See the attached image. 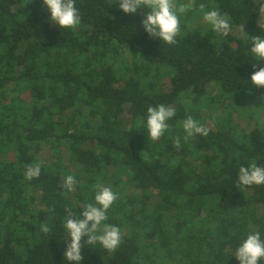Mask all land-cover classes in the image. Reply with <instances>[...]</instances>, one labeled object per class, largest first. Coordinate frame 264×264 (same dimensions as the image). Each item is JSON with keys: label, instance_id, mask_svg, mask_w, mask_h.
<instances>
[{"label": "trees", "instance_id": "16d2710c", "mask_svg": "<svg viewBox=\"0 0 264 264\" xmlns=\"http://www.w3.org/2000/svg\"><path fill=\"white\" fill-rule=\"evenodd\" d=\"M191 2L183 17L210 29L168 45L144 30L147 9L76 0L81 24L68 29L43 0H0V264H75L66 210L82 219L97 185L118 194L103 223L122 243H85L80 264H239L247 236L264 239V185L238 181L241 166L264 167V87L251 82L264 60L246 40L264 37V0ZM213 9L244 36L217 35L203 19ZM159 104L175 115L154 141L147 109ZM189 116L207 136L184 139Z\"/></svg>", "mask_w": 264, "mask_h": 264}, {"label": "clouds", "instance_id": "9594fccd", "mask_svg": "<svg viewBox=\"0 0 264 264\" xmlns=\"http://www.w3.org/2000/svg\"><path fill=\"white\" fill-rule=\"evenodd\" d=\"M44 6L50 13V19L60 28L73 29L81 24V15L76 7V0H43ZM119 9L125 14H135L139 9H147L141 23L144 30L150 37L159 38L165 44L175 45L177 37L181 33L180 16L191 10L193 4L191 0L187 3H178V0H118ZM200 9L203 11L204 4ZM260 11L264 12V4ZM203 19L211 25L212 29L228 36L231 31V23L227 14H221L218 10H209L204 13ZM243 31V26H241ZM244 32V31H243ZM246 34V33H245ZM247 42L251 43L250 52L264 60V37L251 36L246 34ZM255 67V65H254ZM251 82L257 87H264V67L253 71ZM264 100V95L261 97ZM175 115V110L164 104L149 106L147 109L146 128L151 140H158L166 130L168 121ZM183 128L187 135V140L195 135L207 136L208 129L189 116L183 122ZM174 147L180 149V138L177 137ZM42 162L29 165L24 173L26 180L39 178ZM238 181L243 186L264 185V167H260L256 162H251L247 167L239 168ZM64 187L68 192L74 191V176L68 175L64 181ZM95 194V204H87L79 214L83 218L73 216L70 210L67 211L64 227L70 237L64 252L65 258L69 262L80 264L83 260V245H94L99 242L104 249L115 251L122 243L121 229L115 225L103 223L107 217V212L112 204L117 200L118 194L111 187L97 185ZM41 231L48 233L50 228L47 224L41 225ZM87 239L82 243V240ZM239 264H260L264 260V239L258 231L249 234L247 238L238 246L234 254Z\"/></svg>", "mask_w": 264, "mask_h": 264}, {"label": "rangeland", "instance_id": "374dc122", "mask_svg": "<svg viewBox=\"0 0 264 264\" xmlns=\"http://www.w3.org/2000/svg\"><path fill=\"white\" fill-rule=\"evenodd\" d=\"M111 1H113L114 3L119 5L118 0H111ZM186 13H189V12L187 11ZM185 14H183V15H185ZM183 15L180 16V20L182 19V21H183V22H181V33L184 31H191V32L198 33V32L207 31L210 29L209 25H207L204 22L200 23L198 21V19H196L195 17L186 18V17H183ZM230 33H231V35H233L235 37H243L244 36V32L241 31V29L237 28V27L232 28ZM216 34L221 35L219 33H216ZM236 118L238 119L237 115H236ZM241 122H243V121L241 120Z\"/></svg>", "mask_w": 264, "mask_h": 264}]
</instances>
